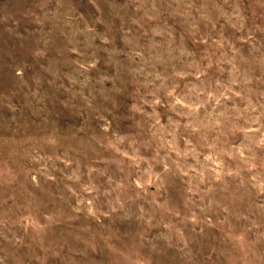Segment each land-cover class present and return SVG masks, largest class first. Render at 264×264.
<instances>
[{"label": "rangeland", "instance_id": "obj_1", "mask_svg": "<svg viewBox=\"0 0 264 264\" xmlns=\"http://www.w3.org/2000/svg\"><path fill=\"white\" fill-rule=\"evenodd\" d=\"M0 264H264V0H0Z\"/></svg>", "mask_w": 264, "mask_h": 264}]
</instances>
